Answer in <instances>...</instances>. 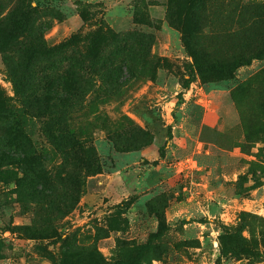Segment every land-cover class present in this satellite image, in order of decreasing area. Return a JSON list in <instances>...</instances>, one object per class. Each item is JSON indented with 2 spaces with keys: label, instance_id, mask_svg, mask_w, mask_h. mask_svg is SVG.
I'll return each instance as SVG.
<instances>
[{
  "label": "rangeland",
  "instance_id": "obj_1",
  "mask_svg": "<svg viewBox=\"0 0 264 264\" xmlns=\"http://www.w3.org/2000/svg\"><path fill=\"white\" fill-rule=\"evenodd\" d=\"M2 40L0 264H264V0H0Z\"/></svg>",
  "mask_w": 264,
  "mask_h": 264
},
{
  "label": "trees",
  "instance_id": "obj_2",
  "mask_svg": "<svg viewBox=\"0 0 264 264\" xmlns=\"http://www.w3.org/2000/svg\"><path fill=\"white\" fill-rule=\"evenodd\" d=\"M4 43V41L2 40L1 42H0V44H3ZM1 48H2V45L0 46ZM58 90H62V92H63V88H61V89H59V87L57 88ZM54 96V95H53ZM60 96L61 97H57V99H62L63 97H65L66 96V94H60ZM54 98H55V96H54ZM164 157V150L163 149H160L159 150V158H163Z\"/></svg>",
  "mask_w": 264,
  "mask_h": 264
}]
</instances>
